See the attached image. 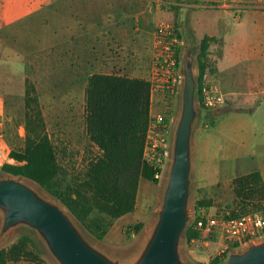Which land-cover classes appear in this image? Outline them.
I'll return each instance as SVG.
<instances>
[{
	"label": "rangeland",
	"instance_id": "obj_1",
	"mask_svg": "<svg viewBox=\"0 0 264 264\" xmlns=\"http://www.w3.org/2000/svg\"><path fill=\"white\" fill-rule=\"evenodd\" d=\"M193 1L154 0L150 6L158 5L174 12L172 19L155 21L150 19L151 12L147 13L150 0H49L39 12L0 30V93L4 99L6 129L14 155L18 163L26 161L24 138L20 136L25 135L29 118L33 128L49 135L59 162V173L51 188L6 170H0V177L19 178L43 197L59 204L85 237L110 256H114L112 251L130 258L141 250L158 217L168 167L158 183L140 179L133 212L119 218L112 215L89 183V164L100 155L101 150L86 130L88 79L95 72H111L131 77L144 75L143 78L146 76L150 81L157 27L161 22L169 23L181 35V87L176 92H164L153 90L150 86L147 129L151 121L161 114L175 118L174 130L182 107L183 57L188 48L189 34L194 36L191 52L196 78L199 73L202 37L200 30L195 35L190 26L191 7L187 6ZM197 1L207 3L208 0ZM253 1L243 4L254 5ZM225 6L229 7V4ZM236 13V17L240 18ZM87 14L120 35H114L110 30L103 35H88L84 24ZM110 15L118 19L111 20ZM105 16L110 19H103ZM229 18L234 20L232 15ZM123 21L133 28V34L121 35ZM215 37L202 60L205 66L203 79L208 81L218 79L215 55L222 51L224 44L221 37ZM135 41H142L139 48L135 47ZM150 60V69L140 75L136 71L135 75L127 71L130 67L143 69ZM234 70L245 77L248 74L245 59L236 62L232 57L226 58L225 72L232 73ZM231 103L228 95L223 106L208 109L196 98L190 219L180 240L182 264H225L231 252L246 248H238L217 233L197 228L195 224L197 214L202 210L216 213L235 207L238 199L232 181L243 174L242 153L264 139V105L256 113H250L252 107L232 106ZM197 201L202 203L195 209ZM2 222L3 212L0 209V248L10 247L25 235L33 251L32 255L10 259L8 264H61L36 229L18 224L1 232ZM137 223H141L139 229H136ZM188 229L196 230L191 238L188 237ZM263 239L264 236L259 240Z\"/></svg>",
	"mask_w": 264,
	"mask_h": 264
},
{
	"label": "trees",
	"instance_id": "obj_2",
	"mask_svg": "<svg viewBox=\"0 0 264 264\" xmlns=\"http://www.w3.org/2000/svg\"><path fill=\"white\" fill-rule=\"evenodd\" d=\"M178 36L181 37L179 33ZM193 38V34H189L188 40L191 41ZM213 40H216V37L209 34H205L201 39L199 73L196 78V98L201 102L200 86L205 74L202 60ZM178 52H181L180 47ZM150 86L148 79L118 73L95 72L88 79L86 130L91 140L101 150L100 155L89 164V183L90 186H94L96 196L109 207L114 217L119 218L135 210L141 178L154 183L159 182L155 177L157 169L143 161ZM29 123L28 118L26 133L23 137L20 136L24 138L26 161L5 164L0 170L27 177L45 188H51L59 173L55 145L48 134L41 133ZM6 136L10 142L7 129ZM12 156L15 157L13 147ZM15 159L18 161L16 157ZM232 182L238 199L232 208V216H241L253 211L264 213V179L259 171L237 176ZM201 203L197 201L195 209ZM200 214V212L197 214L195 224L197 228L202 229L197 225V220L204 218ZM135 226L139 229L141 223ZM188 230L189 238L196 234V230ZM29 243V239L24 235L10 247L0 248V264H8L10 259H17L20 256L32 255Z\"/></svg>",
	"mask_w": 264,
	"mask_h": 264
},
{
	"label": "water",
	"instance_id": "obj_3",
	"mask_svg": "<svg viewBox=\"0 0 264 264\" xmlns=\"http://www.w3.org/2000/svg\"><path fill=\"white\" fill-rule=\"evenodd\" d=\"M188 42L183 57L182 107L172 134L162 202L157 220L138 254L129 260L110 256L85 237L59 204L12 176L0 177L1 232L18 224L36 229L61 264H182L180 240L190 219L192 132L197 116L193 42ZM225 264H264V239L231 252Z\"/></svg>",
	"mask_w": 264,
	"mask_h": 264
},
{
	"label": "crops",
	"instance_id": "obj_4",
	"mask_svg": "<svg viewBox=\"0 0 264 264\" xmlns=\"http://www.w3.org/2000/svg\"><path fill=\"white\" fill-rule=\"evenodd\" d=\"M49 0H0V30L8 25L16 23L21 19L27 18L37 12ZM111 0H108V2ZM154 0L148 3L151 18L155 21L161 18L172 19L174 17L173 11H167L160 6H150ZM212 1L214 3H209ZM248 0H208L205 2H198L197 0L187 3L190 8V26L193 28L194 34L200 30L201 37L205 34L212 36H219L224 40L222 51L216 54V68L217 81L220 83L224 91L230 96L232 106H250L252 110L250 113H256L264 105V10L256 7H248L244 9L241 15L236 13L237 7L243 5ZM215 2H219L216 4ZM226 7L225 5H228ZM187 11V9H186ZM235 13L240 16L236 17ZM230 15L234 20H230ZM111 20L118 19L117 16L110 15ZM105 16L103 19H110ZM82 19V18H81ZM120 19V17H119ZM148 19V23L150 22ZM127 21L128 19H123ZM124 22V21H123ZM83 23V22H82ZM90 23V24H88ZM85 31L88 35L104 34L110 30L114 35H120L107 28L104 24L100 25L99 20L89 18L88 14L84 20ZM120 25V24H119ZM207 25V26H205ZM98 26V28H94ZM122 27L121 35L133 34L132 27L129 23L124 22L120 25ZM136 42V41H135ZM141 42H136L135 47L139 48ZM234 58L236 62L245 59L248 74L240 76L237 70L232 73L225 72L226 58ZM151 61L143 69L133 67L127 68L131 75H135V71L140 75L142 72L149 70ZM243 67V66H242ZM254 69L253 72H251ZM111 73V72H105ZM250 74H253L252 77ZM140 77H144L141 75ZM145 79L146 78L145 76ZM174 117H172V128L174 125ZM243 143V142H241ZM242 169L243 174L253 171H259L264 179V139L256 143L251 150L242 153ZM126 216L123 215L121 217ZM112 255L122 259H131L128 256L118 255L110 251Z\"/></svg>",
	"mask_w": 264,
	"mask_h": 264
},
{
	"label": "built area",
	"instance_id": "obj_5",
	"mask_svg": "<svg viewBox=\"0 0 264 264\" xmlns=\"http://www.w3.org/2000/svg\"><path fill=\"white\" fill-rule=\"evenodd\" d=\"M254 5H240L237 14L250 6L264 8V0H254ZM180 39L177 31L167 22L157 27L156 49L151 74V88L157 91L176 92L181 87L182 63L178 52ZM201 95L203 105L208 109L223 106L228 94L218 81L202 80ZM6 113L4 99L0 93V167L8 163H18L12 156V147L6 136ZM23 135L22 127L20 128ZM172 118L158 114L150 123L143 149V161L157 169L155 177L161 179L168 167L172 144ZM232 209L225 208L216 213L202 210L204 218L197 220V225L207 232H215L222 239L228 240L236 247H244L264 236V213L253 211L241 216H232Z\"/></svg>",
	"mask_w": 264,
	"mask_h": 264
}]
</instances>
